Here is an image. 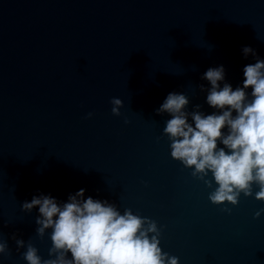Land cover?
I'll use <instances>...</instances> for the list:
<instances>
[{
    "label": "water",
    "instance_id": "95a60500",
    "mask_svg": "<svg viewBox=\"0 0 264 264\" xmlns=\"http://www.w3.org/2000/svg\"><path fill=\"white\" fill-rule=\"evenodd\" d=\"M245 46L264 60V0H0V228L12 253L0 264H27L13 234L49 258L24 201L80 189L155 220L179 264H264V201L241 194L231 214L212 204L171 158L170 116L155 111L172 92L215 111L202 76L223 65L242 86L256 62Z\"/></svg>",
    "mask_w": 264,
    "mask_h": 264
},
{
    "label": "clouds",
    "instance_id": "9594fccd",
    "mask_svg": "<svg viewBox=\"0 0 264 264\" xmlns=\"http://www.w3.org/2000/svg\"><path fill=\"white\" fill-rule=\"evenodd\" d=\"M242 53L256 62L244 67L242 86L235 90L225 82L223 65L203 74L210 87L199 88L207 92L206 103L215 109L212 113L201 111V105L189 111V97L176 92L155 110L157 115L170 116L163 135L171 158L191 169V176L211 189L209 201L225 205L222 211L228 214L232 209L227 205L237 206L241 194L264 201V60L250 46L243 47ZM110 103L112 114L121 116L123 101L113 98ZM92 116L88 113V118ZM37 208L36 235L41 239L49 235L51 247L49 258L44 259L31 239L26 242L13 234L16 251L26 249L22 258L27 264H179V257L162 250V227L155 220L133 214L130 208L121 213L108 200L85 198L84 189L64 202L40 194L21 204L26 213ZM261 212L264 209L254 218ZM11 254L0 228V258Z\"/></svg>",
    "mask_w": 264,
    "mask_h": 264
}]
</instances>
